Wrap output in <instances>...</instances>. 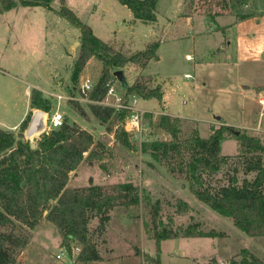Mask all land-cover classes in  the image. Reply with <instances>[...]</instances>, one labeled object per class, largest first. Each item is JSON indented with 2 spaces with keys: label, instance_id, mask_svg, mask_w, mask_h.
Here are the masks:
<instances>
[{
  "label": "rangeland",
  "instance_id": "1",
  "mask_svg": "<svg viewBox=\"0 0 264 264\" xmlns=\"http://www.w3.org/2000/svg\"><path fill=\"white\" fill-rule=\"evenodd\" d=\"M69 1L77 7L82 0ZM85 3L89 5L101 3L100 6L105 12L103 21L90 16L91 7L86 10L78 7L80 10H77L79 14L77 17L85 24L88 20L93 34L116 50L126 53L130 52L128 49L143 50L146 43L155 39L154 30L158 33L157 41L152 43L158 44L157 57L147 65L144 74L142 75L143 70L137 66L136 68L127 65L122 69L124 83L114 81L124 94L135 80L150 89L156 87L157 83L164 87L162 96L165 103L154 99L146 103L138 101L141 106L156 108L154 111L144 110L146 111L144 126L147 128L144 138L148 140L147 142L139 143L127 139L129 147L117 142L114 130L118 126L122 127L123 120L115 119L109 131L108 124H101L90 113L88 100L84 96H78V91H74L78 90L82 78L89 77L98 82L102 73V63L96 57L91 58L80 73L77 83L71 81L74 63L79 53L80 32L64 19L59 18L63 24V27H60L61 25H55L58 17L51 15L48 19V43L42 44V38H35L34 41L24 38L27 31H30L31 35L35 33V28H30L29 25L43 23L44 14L41 16L39 13L42 10L40 7L35 14L29 12L16 15L14 11L6 13L3 19L11 25L15 19L14 28H21L23 32L16 46L10 42L6 54H2L0 47V58L5 62L6 58L12 57L13 62L8 66L9 69L4 68L22 79H26L25 75L28 74L33 83H44L43 69L34 68V61L42 59V64L50 66L57 59L55 80L59 87L54 92L67 98L72 96L76 100H63L58 105L56 100H53L54 97L50 96L51 99L46 100L45 108H41L40 112L50 116L59 108L65 123H76L91 134L95 144L103 146L105 159L102 162L88 160L82 162L70 173L68 188L81 189L90 184L107 188L125 182H132L138 188L139 204L128 208H114L102 230L98 227V218L90 220L89 238L100 260L89 264H150L144 261L142 254L155 256V241L151 239L154 230L172 237L161 242V264H229L230 260L239 259L243 249L264 261V237L253 238L245 235L229 218L218 215L195 199L189 191L188 183L179 175L171 173L164 162L154 160L149 152L143 151L144 146L151 142L171 140L170 135L158 127L160 116L167 113L166 108L173 114H183L182 117H177L180 119L178 128L181 140L194 133L206 139L225 122L226 126H232L240 131L246 130L248 135L258 137L264 144V107L259 103L261 96L259 97L258 87L254 88L264 84V0H252L242 5L235 0H200L191 8L186 6L183 13V0H156L157 24L154 29L150 24L134 20L128 8L116 0H86ZM184 3L185 7L188 0ZM55 4H58V0L53 1L51 6ZM243 15L259 16L258 19L249 22V32L255 35L251 53L254 59L242 64L231 62L222 67L211 65L209 55L205 54L204 50L214 47L213 44L221 38L223 40V36L209 35L206 32L210 27L209 16H213L215 23L216 18L221 17L219 23L223 24L229 18L238 21ZM8 23L5 22L3 25L8 26ZM55 26L60 29L59 32ZM5 31L1 30L0 35ZM232 32L228 41L234 44L237 38ZM56 34L58 39L55 41L52 38ZM74 40H77V43L73 45ZM163 40L165 42L160 43ZM32 44L37 46L32 47L34 46ZM62 47L68 50L67 57L65 54L61 57ZM15 49L26 52L29 56L25 59L20 58L17 51L13 53ZM11 53L16 56H12ZM188 55L191 60H186ZM225 56H229L228 52ZM71 57H74L73 61ZM56 64L54 62L53 67L54 65L56 67ZM138 71L140 75H137ZM185 74L192 76L195 74L196 81L193 83L192 79H185ZM199 79L204 86L199 84ZM22 90L23 86L20 85L13 88V95L17 101ZM75 106L80 107L81 111ZM28 115L30 120H33V113L30 112ZM24 135L22 140L28 141L29 144H37L40 140L34 139L37 136L28 138L26 131ZM220 155L227 159L218 173L206 177L208 184L215 188L231 183L241 186L244 179L248 181L254 179L256 173L246 172V164L256 155L241 152L237 140L225 135L220 141ZM2 156L3 154H0V158ZM100 164L105 165L107 172L102 171ZM45 215L46 212L34 229L18 225L14 228L8 226L0 229L1 233L13 234V240L7 247L9 264H80L75 259L76 255L74 257L68 250L69 256L64 253L61 260L56 259L63 248L62 239L56 228L44 221ZM187 228L194 235L198 232L205 234L212 231L220 236L185 238Z\"/></svg>",
  "mask_w": 264,
  "mask_h": 264
},
{
  "label": "trees",
  "instance_id": "2",
  "mask_svg": "<svg viewBox=\"0 0 264 264\" xmlns=\"http://www.w3.org/2000/svg\"><path fill=\"white\" fill-rule=\"evenodd\" d=\"M53 1L55 0H0V13L19 6L49 9ZM58 1L60 4L58 16L80 32L79 53L74 63L71 81L77 83L80 73L91 58L96 57L101 61V76L85 98L88 100V109L93 117L101 124H108L107 129L111 131L113 121L115 119L122 121L125 113L116 115L111 108L102 106L99 102L104 100L108 85L115 80L120 81L116 78L115 72L122 71L127 65H134L144 70L148 63L157 57L158 44H148L143 50L133 53L116 50L97 38L91 28L66 6L65 0ZM116 1L128 8L134 20L145 24L157 21L156 0ZM199 1L188 0L184 10L186 6L191 8ZM251 1L235 0L239 5ZM209 17L210 21L215 23L213 16ZM249 18L252 16L243 15L238 21ZM263 90L264 86L257 88L258 92ZM126 91V94H134L142 100L162 101L159 85L150 89L135 80ZM46 103L38 91H32V109L41 111ZM75 108L81 111L80 107L75 106ZM44 113L36 112L33 120H30L28 115L21 122L17 133L0 129V154H3L0 158V229L8 226L14 228L17 225L34 229L46 212L44 221L56 228L62 239V247L70 251V242H75L81 248L76 258L78 262L83 264L97 262L100 256L89 238L90 220L98 218V227L102 230L114 208H128L139 204L138 188L132 182L118 183L107 188L92 184L81 189L68 188L70 173L74 172L82 162L87 160L102 162L105 159L103 146L95 144L91 134L76 123L64 122L61 128L41 137L36 148L31 149L29 142L22 140L23 135L25 131L28 138L39 135L40 130L37 126L47 118ZM179 123L180 119L177 117L161 115L158 127L169 134L171 140L151 142L144 146L143 151L149 152L154 160L164 162L171 173L179 175L188 183L189 191L195 199L218 215L229 218L245 235L253 238L264 237L263 142L258 137L248 135L246 130L240 131L226 125L214 130L206 139L194 133L181 140ZM225 135L238 141L241 152L256 155L246 164V172H254L256 175L252 181L244 179L241 186L231 183L215 188L208 184L206 177L218 173L227 159L220 155V141ZM114 137L117 142L129 147L127 135L122 127L118 126L114 130ZM100 165L102 171L107 172L105 165ZM155 215L154 213L153 216ZM219 236L220 234L212 231L205 234L198 232L194 235L189 228L184 234L185 238ZM171 238L164 232L154 230L151 239L155 241V256L142 254L144 261L161 264V242ZM12 240L11 232H0V264H9L7 247ZM229 264H264V261L243 249L239 259H232Z\"/></svg>",
  "mask_w": 264,
  "mask_h": 264
},
{
  "label": "crops",
  "instance_id": "3",
  "mask_svg": "<svg viewBox=\"0 0 264 264\" xmlns=\"http://www.w3.org/2000/svg\"><path fill=\"white\" fill-rule=\"evenodd\" d=\"M85 2H86V0H82L80 2L79 6L74 7L73 3L71 4L69 0H65L66 6L69 7L70 9H72V11L75 12L76 15L79 16V14L77 12V10H80L79 8H84V10H86V9L91 7L89 9L90 16H93L92 17L93 19H99L100 21H103V16H104L105 12H104V9L102 8V6H100L101 3H98L97 5L96 4L89 5V3L86 4ZM184 2H185V0H183V3H182L183 4L182 13L184 11V4H185ZM59 6H60V4L58 1V4H55V6L52 7L50 5L49 9L44 8V7H40L42 10H40L41 12H39V13L41 14V16H42V13L44 14L43 23H41V24L38 23L39 25L38 24L34 25L35 27L33 25H29L30 28H32V27L35 28V33H34V35H31L30 31H27L26 35H24V38L30 39L31 41H34L35 38H42V44L43 43L47 44L48 43V37H49L48 19L51 17V15L58 17V18H56L57 20H56L55 25H61L60 27H63L62 22L59 21L60 17L57 14V12L59 10ZM37 8H39V7L13 8V9H10V10H7V11L0 13V31L6 30L5 33L0 35V47H2L1 51H3L2 54H6L7 48H9V46H10V42H12L14 44V46L17 45V43L19 42V40L22 36V32H23V29H21V28L20 29L14 28L15 19H13L14 21H13V24L11 25L3 19L4 15H6V13H9L10 11H14V14H16V15L27 14L29 12L35 14V13H37ZM156 15H157V10H156ZM219 18H221V17L216 18V23H212L210 21V19L208 20L210 22V27H208L206 32L209 35L222 34V36H223V40H222V38L219 39V41L216 40L217 43L215 42L213 44V45H215L214 47H212L211 49H208V50H204V53L209 55V63L211 65L216 64V66L222 67V66L229 65L231 62H235L236 64H242V63H247V62L251 61L252 59H254V56L251 55V53L253 52L252 51L253 50L252 41L254 40L255 35H254V33L249 32V30H250V28H249L250 23L249 22L258 19L259 16L252 17V18H249V19L243 20V21H234L231 18H229L228 21L223 23V24L219 23ZM188 19L190 21L191 17ZM5 22L8 23V26H7V24L5 26L3 25ZM85 22L88 24V26L93 31L89 21L86 20ZM255 23H257V22H255ZM29 24H31V23H29ZM156 24H157V21L155 23L150 24V26L154 29ZM258 24H259V21H258ZM4 27H7V28H4ZM55 28H56V26H55ZM56 30L60 31V29L58 27L56 28ZM231 31H233L232 33H235V37L237 38L236 41L234 42V44L232 42L228 41V37L231 34ZM163 32H164V29H163ZM154 34H155V39L146 43L144 45L145 47L148 44H151L154 41H157L158 33H156L155 30H154ZM50 36L52 38V35H50ZM57 36H58L57 34L54 35L52 39L53 40L55 39V41H56L58 39ZM164 36H165V34H164ZM214 37L215 36H213V39H215ZM78 39H79V37H78ZM31 41H29V42H31ZM76 41L77 40H74L73 45L77 43ZM162 42L164 43L165 40L161 41L160 43H162ZM103 43H106V42H103ZM32 45H34V46H32ZM32 45H31L32 47L37 46L36 44H32ZM62 49L63 50L61 52V57L64 54L67 57L69 54L67 52L68 50L63 48V47H62ZM16 51H17V49H15L13 53H16ZM128 51H130L129 53L135 52L132 49H130V50L128 49ZM227 52L229 55L228 57L225 56V54ZM13 53H11L12 56H16ZM17 54L20 55L19 56L20 58H24V59L29 56L28 53L26 55V52L24 53L23 51H19V50L17 51ZM21 55H23V56H21ZM203 56H202V58H203ZM71 58L73 61L74 57H71ZM12 62H13L12 57L6 58L5 62H3L2 58H0V129L7 131V132L17 133V130H18L21 122L28 116V114L30 112H32L34 114L37 112V111H35V109L31 108V91L32 90L38 91L41 94L42 98L45 100L51 99L50 96L54 97V95L57 94L54 91H56L59 87L56 83V80H55V74L57 73L58 67L56 64L57 59H55V61H53L52 64H50V66H49V64H48V66H45L44 64H42L43 63L42 59L34 61V63H33L34 68L35 67L37 69L39 68V70L43 69L44 83H41V82H34L33 83L31 81V78H29L28 74L25 75L27 77L26 79H22V78H19L18 75H15V73H10L7 69H5V68L9 69L8 66H11ZM54 62L56 64V67H55V65L53 67ZM134 67H136V66H134ZM143 74H144V70L142 72V75ZM137 75H140V71H138ZM192 77H193L192 80L194 83L196 81L195 74ZM201 82L202 81L199 79V84ZM201 84H202V86L205 85L204 83H201ZM16 85L23 86V90L20 93V99L18 101L16 100V97H14V95H13V88ZM156 85L161 86L158 83ZM261 86H264V84L255 86L254 88L261 87ZM167 87H169V86L167 85ZM163 88L164 87H161L162 95L164 94ZM243 89H247V88L243 87ZM163 96H162V101H163ZM260 96L262 98H264V91L259 92V97ZM53 100H55V98ZM139 101L146 103V102L152 101V99L151 100L140 99ZM55 102L57 103V101H55ZM60 103H57V104L60 105ZM163 103H165V102L163 101ZM139 108L142 110H146V111H154V109H156V108L146 107V106H141V105H139ZM57 109L59 110V108H57ZM166 112H167V113H165L166 115L173 116V117H182V115H183V114H173L168 110V108H166ZM34 114H33V117H34ZM44 114H46V113H44ZM187 117L190 118L189 116H187ZM223 124L227 125L225 122H223Z\"/></svg>",
  "mask_w": 264,
  "mask_h": 264
},
{
  "label": "built area",
  "instance_id": "4",
  "mask_svg": "<svg viewBox=\"0 0 264 264\" xmlns=\"http://www.w3.org/2000/svg\"><path fill=\"white\" fill-rule=\"evenodd\" d=\"M186 60H191V57L189 55L186 56ZM184 78L192 79L193 77L190 74H185ZM96 83V81L91 80L89 77L82 78V80H80L78 90L75 89L74 91H78V96L85 97V95L94 88ZM54 98L57 103H60L63 100H76L72 96H69L67 98L61 94L54 95ZM138 101V96L134 94H124L120 89L117 88L115 82H113L108 85L105 98L102 102H99V104L111 108L114 113L124 112L125 116L122 123V130L127 135L128 140L145 143L148 141L144 138L147 131L146 126H144L146 111L139 108ZM259 103L264 107V98L261 97ZM36 111L40 112L39 110ZM41 124L42 128L40 130V133L37 137L34 138L36 140L41 139V137L48 134L52 130L61 128L64 124V116L58 109H56L53 114L47 116L46 121H43V123ZM67 250L68 249L66 247L61 248V254L57 255L56 259L61 260L64 253L69 256V250L68 252ZM80 250L81 248L77 246L75 242H70V252L74 257L76 255L77 258ZM78 263L83 264L81 262Z\"/></svg>",
  "mask_w": 264,
  "mask_h": 264
},
{
  "label": "water",
  "instance_id": "5",
  "mask_svg": "<svg viewBox=\"0 0 264 264\" xmlns=\"http://www.w3.org/2000/svg\"><path fill=\"white\" fill-rule=\"evenodd\" d=\"M115 76L118 80H120L121 82L124 83V76H123V72L121 70H118L115 72ZM29 125V124H28ZM38 130H41L42 128V124H39L38 126ZM30 148L31 149H35L36 148V144L35 143H30Z\"/></svg>",
  "mask_w": 264,
  "mask_h": 264
}]
</instances>
